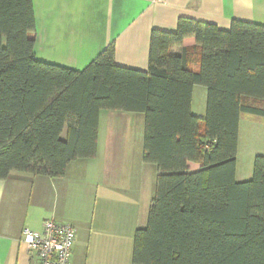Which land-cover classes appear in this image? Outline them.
I'll list each match as a JSON object with an SVG mask.
<instances>
[{"label":"trees","instance_id":"obj_1","mask_svg":"<svg viewBox=\"0 0 264 264\" xmlns=\"http://www.w3.org/2000/svg\"><path fill=\"white\" fill-rule=\"evenodd\" d=\"M35 32L32 0H0V179L62 177L97 155L101 110L140 112L143 158L158 173L133 263L264 264V155L236 180L241 117L264 121V25L180 18L152 31L147 71L116 65L113 44L82 71L38 61ZM189 37L197 70L190 49L171 52ZM196 85L204 117L192 112Z\"/></svg>","mask_w":264,"mask_h":264},{"label":"crops","instance_id":"obj_2","mask_svg":"<svg viewBox=\"0 0 264 264\" xmlns=\"http://www.w3.org/2000/svg\"><path fill=\"white\" fill-rule=\"evenodd\" d=\"M32 2L36 59L76 71L87 68L111 44L116 65L147 71L152 31H176L180 18L223 30L230 29L233 20L264 25V0ZM184 49L193 53L197 70L196 39L186 38L171 52L181 55ZM206 102L207 89L194 86L192 112L204 117ZM244 118L249 117H241L240 131ZM144 130L143 113L101 110L94 158L73 161L62 177L13 171L0 179V264H32L23 234L25 229L41 231L46 219L76 228L71 264H134V236L148 225L158 173L156 165L143 158ZM239 148L236 180L243 182L253 176L255 157L264 154L254 152L250 168L239 172Z\"/></svg>","mask_w":264,"mask_h":264},{"label":"built area","instance_id":"obj_3","mask_svg":"<svg viewBox=\"0 0 264 264\" xmlns=\"http://www.w3.org/2000/svg\"><path fill=\"white\" fill-rule=\"evenodd\" d=\"M77 231L71 223L46 219L41 231L25 229L23 242L32 264H71Z\"/></svg>","mask_w":264,"mask_h":264},{"label":"rangeland","instance_id":"obj_4","mask_svg":"<svg viewBox=\"0 0 264 264\" xmlns=\"http://www.w3.org/2000/svg\"><path fill=\"white\" fill-rule=\"evenodd\" d=\"M253 121L250 118L242 119L240 131V152H239V172L247 167L250 168V155L254 152L264 154V124ZM255 160V159H254ZM197 166H194V170ZM254 161L252 162L250 171L253 174Z\"/></svg>","mask_w":264,"mask_h":264}]
</instances>
